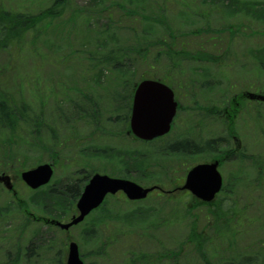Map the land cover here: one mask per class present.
I'll return each instance as SVG.
<instances>
[{"label": "rangeland", "instance_id": "374dc122", "mask_svg": "<svg viewBox=\"0 0 264 264\" xmlns=\"http://www.w3.org/2000/svg\"><path fill=\"white\" fill-rule=\"evenodd\" d=\"M3 1L8 6L20 7L35 13L50 7L52 3V0ZM71 1V8L67 10L66 16L53 22H61L58 28L57 25L56 27L52 25L44 29L43 33L37 37L36 45L28 43L26 48L17 54L19 60H14L13 55L0 50L1 88L16 98L19 92H23L25 98L34 106L39 104L40 98H48L44 108L48 115H51L52 107H64L66 113L70 114L72 104L81 102L80 91L85 90L89 83L99 89L95 90L98 91L96 96L100 95L103 98L104 114L101 112L103 122L98 126L81 119L76 122L73 120L67 122L66 130L57 132L59 141L55 145V140L54 147L48 145L52 140L46 128L41 136L42 142L34 143L33 138H30L27 142L32 144L19 143V146L18 143L15 144V155L13 159L8 160L12 163V168L5 170L0 168V172L7 171L18 191V196H14L4 188V185H0V233H2L0 260L4 258L1 254L2 248L5 247L3 238L12 229V221L15 220V223L19 224L21 218L24 219L27 215L32 222L28 224L26 245L31 244L29 241L34 238L33 241L40 254L37 252L38 259L33 257L30 263L24 260L22 264H58L59 255H63L65 260L70 240L79 244L86 264H145L143 261L136 260L135 255L140 253L152 255L148 264H203V260L191 244L184 247L179 257L169 258V255H164L165 251H178L188 233L190 220L194 217V214L184 215L182 207L176 202L173 210L171 208L173 203L167 201L165 197H182L185 193L177 190L178 186L184 183L188 170L198 163L214 159L215 155L210 156L207 152L188 154L185 151L172 150L170 147L184 140L203 143L202 140L216 139L225 135L223 123L208 116L202 108L205 105L220 103L225 90L231 84L230 81L235 82L240 90H237L238 93L261 91L255 87H249V84L257 81L259 85H264V71L258 69L256 57L252 55L264 46V0H232V2L237 1L239 6L244 1L250 2V7L240 13L231 11L228 7L232 4L230 0ZM149 1L153 4L154 10H159V6L164 7L167 21L164 16H160L169 26V30L177 35V39L184 42L188 49H195L206 43L203 35L208 33L205 32L203 35L193 33L206 23V19L201 15V12L209 7L206 3L213 7V12L208 18L212 28H219L225 23H243L245 29L241 31L242 34L234 37L233 52L230 55L233 59L229 58L226 66L220 69L212 63L186 61L183 64L184 74H178V77L171 79V82L165 79L178 91L177 96L183 105V110L179 112L178 120L167 136L153 141H144L129 132V123H124L123 113L116 110L117 103L111 96L117 88L112 85V81L109 82L108 77L107 79L101 75L102 72L105 73L104 66L96 69L89 80L86 79L85 74L84 76L80 74V69L82 64L87 63L84 61L85 54L91 50H106L120 43L129 46L137 43L144 36V39H154L169 33L170 31L167 30L164 32V27L154 21H147L140 16L129 14V9L148 14L152 5ZM73 8L81 9L82 13L73 12ZM195 9L199 11V15ZM72 12L77 16L74 19L75 24L68 21L70 25L62 26ZM252 30H255L256 34H252ZM222 36L224 40H228L227 34ZM29 41L33 39L29 37ZM218 43L215 47L212 43L208 45L213 48V51L221 53L224 47L219 41ZM33 48L36 50L29 51ZM72 50L73 53H71ZM82 52L85 54H81ZM161 63L159 70L165 69V59H162ZM136 68L137 75H140L144 68L142 66ZM193 79L194 82H192ZM125 88L127 85L123 89ZM118 91L124 94L121 88H118ZM262 93L264 94V91L260 94ZM225 99L228 100L226 96ZM108 101L112 103L114 110ZM234 104L233 107L225 110L222 116L224 121L233 120L236 112ZM256 107L255 102L248 104L247 114L244 115L240 107L238 116L241 115L235 120L234 135L239 138V143H242L250 154L264 152V133L253 121L257 111L261 112ZM218 108L223 110L226 107L222 108L219 104ZM230 142L231 146L237 144L232 138ZM222 147H225V144ZM56 151H61L63 160L59 162L53 160L52 155ZM42 163H54V175L48 185L30 189L20 178L21 173ZM96 171L117 174L115 176L119 177L127 176L131 179L141 178L145 182L139 184L155 185L160 188L153 190L152 195L146 199L134 203L128 201L122 192L115 197H108L105 206L113 213L112 215H118L120 212L121 218L116 217L118 221L106 228L102 235L101 227L98 226L96 236L87 235V231L94 222L100 223L105 218L104 208L92 212L83 223L63 232L57 226L50 228L44 221L35 220L27 212L29 210L36 216L70 221L77 212L78 199L71 208L70 197L67 196L68 191L65 186L72 182L73 185L80 183L84 181L86 175L88 177ZM220 171L228 186V194L222 200L235 201L238 207L244 210L246 219L242 225H238V233L229 248L226 249L229 243L227 239H214L207 244V250L211 255L209 259L213 264H221L226 260L223 259L224 257L229 255L235 257L242 251L243 254H255L257 261L254 264H262L264 173L261 174L258 184V171L248 161L223 163ZM165 191L171 192L164 194ZM225 193L227 192L220 193L219 197L224 196ZM19 197L24 198L23 204ZM137 207L144 209L142 220H147L149 226L148 223L139 218L135 219L134 216H131L129 220L123 219L125 214H129ZM195 212L199 219L198 228L201 230L207 222L205 216L207 207H199ZM170 215L177 216L175 223L165 221ZM163 219L165 224H162ZM141 226H146L148 229L138 230ZM112 233L115 234L113 235L115 238L111 242ZM62 234L65 237L61 238ZM105 240L109 241L106 247L103 246ZM98 250L97 253L93 252ZM221 254H223L221 257L216 258Z\"/></svg>", "mask_w": 264, "mask_h": 264}, {"label": "trees", "instance_id": "16d2710c", "mask_svg": "<svg viewBox=\"0 0 264 264\" xmlns=\"http://www.w3.org/2000/svg\"><path fill=\"white\" fill-rule=\"evenodd\" d=\"M230 1L232 2V0ZM71 2V0H52L50 7L35 13L25 11L20 7L14 8L13 6H8V4H5L3 0H0V50L13 55L14 60H19L17 58V54L25 49L28 43L34 45L37 41V37L43 33L42 31L44 29L51 27L52 25L54 27L57 25L58 28V24L61 22H53L66 16L67 10L71 8ZM236 2H232V4L228 6L232 12L240 13L244 9L250 7V2L248 1L242 2L241 6L237 5L238 2ZM149 4L152 3L149 1ZM206 5H209V7L201 12L202 17L206 19V23L204 26L197 28L196 31L193 32L201 35L205 32L208 33L203 35L206 43L195 49H188L184 42L179 41L177 39L178 36L169 30V26L162 18L164 16L166 20L164 7L159 6V10H154L152 4L148 14L143 13L140 10L137 11L130 9L129 14L132 16H140L141 18L147 19V21H154L164 27V32L167 30L170 31L169 33L161 36L159 35L154 39H144V36L143 39H140L137 43L129 46L120 43L106 50L94 49L87 54L83 52L81 53L86 55V60L84 61L87 63L82 64L80 74L83 76L85 74L87 76V80L91 79V75L96 69H99L102 65L104 66L103 69L105 73L102 72L101 75L106 78L108 77L110 80L109 82L112 81V85L117 88V91H115L111 98L117 103H115L118 108L116 110L123 113L122 120L124 123H128L129 121L133 92L136 84L141 79L156 77L167 79L171 82V79L173 80V78L178 77V74H184L183 64L186 61L212 63L216 64L221 69L229 63V58L233 59L230 57L233 52V39L236 35L242 34L241 31L245 29V26H243V23H225L221 24L219 28H212L209 24L208 18L213 12V7L211 5V8L208 3H206ZM189 6L191 7V5ZM139 8L141 9V6H139ZM125 11L127 10L125 9ZM195 11L198 15L200 14L198 10L195 9ZM73 12L82 13L79 8H73ZM73 12L70 14L67 21L62 23V26L70 25L68 21H71L73 25L75 24L74 19H76L77 16H75ZM160 15H162V17ZM251 33L256 34V31L252 30ZM223 34H227L228 40H224L222 36ZM29 37L32 38L33 41H29ZM218 41L224 47V50L221 53L213 51V48H210V45H208L209 43H212L214 47L215 45L218 46ZM34 50H36V48L29 51ZM73 52L74 51L72 50L71 53ZM252 55L256 57L255 61L258 63V69L264 71V46L257 49ZM162 59H165L166 61V64H164L165 69L159 70V67L162 66ZM137 66H142L144 68L140 75H137ZM176 81H178V79H176ZM179 82L181 83L182 81L180 80ZM192 82H194V79ZM230 83L231 84L225 90L220 103L205 105L202 108L206 111L205 113L208 116H212L216 119V121L223 123L225 135L216 139H201L203 143H192L191 141L184 140L173 144L170 148L175 151H185L188 154L207 152L210 156L215 155L214 158L220 159L221 165L223 163L233 161L239 163H245L248 161L258 171L259 176L257 181L259 184L262 177L261 174L264 173V152L259 154H250L243 146L241 149L237 150L235 146H231L230 144V139L236 132L235 120L241 115L240 114L238 116L240 107L242 108L241 113L244 112L242 114L244 115L247 114L248 104L252 103L248 101H241L243 100L242 95L237 92L239 88L235 82L230 81ZM125 85H127V88L123 89ZM258 85L259 84L256 81L254 83H250L249 87H255L264 91V85ZM86 86L87 87L84 85L85 90L80 91L81 96L79 100H81V102H75L72 104V112H70V114L66 113V108L64 107H52L51 115H48L44 109L47 101L49 100L48 98H40L38 100V106H34L25 98V94L23 92H19L16 98L3 91L0 84V168H12L13 165L12 163H9L8 160L10 158L13 159L15 155V144L18 143V146L19 143L32 144L31 142H27L30 138H33L32 140L34 143L35 141L42 142L43 139L41 136L43 135L44 128L48 129L52 140L48 145L54 147L55 140V145L59 141V134H57V132H59V130H66V123L71 122V120L76 122L81 119L89 124H94L95 126L102 125L103 118L101 114H104L103 98L100 95L96 96L98 91L95 90H99L97 87L91 86L89 83ZM118 88L124 90V94L118 91ZM237 93L239 95H237ZM22 94H24V96ZM235 94L237 95V100H234L235 97L233 96ZM225 96L228 100L225 99ZM108 102L109 105L111 104L113 109L112 103L110 101ZM226 102H229L230 107H233L234 102H236L234 104V110L236 112L233 115L234 118L232 121H224L222 119L224 109L222 110L221 108H218L219 104L222 108L227 107ZM105 108L107 109V106ZM256 108L261 112L257 111V115L253 121L255 122V125L259 127L261 132L264 133V102L257 103ZM236 116L238 117L235 118ZM123 129L124 126L122 130ZM223 144H225V147H222ZM52 158L56 162L63 160L61 151L53 152ZM89 177L90 175L88 177L85 176L86 179H84V181L76 183L75 185H73L72 182L65 186V189L68 191L67 196L70 197L69 206L71 208H73V203L79 198L83 186ZM134 180L141 183L145 182L141 178H134ZM224 191L227 193H225L224 196H221L214 203H206L196 199L187 191H181L185 194L180 198L165 197L167 201L173 203L171 206L172 209L174 208V203L176 202L178 206L182 207L184 215L192 216L194 214V217L190 220L191 222L189 224L188 233L178 251H165L164 255H169V258L179 257L184 247L191 244L203 260V264H213L209 259V256L211 255L207 250V244L213 242L214 239H227L229 243L226 249L232 245V242L238 233V225H242V223L245 222L244 219L246 218L244 216V210L239 208L235 201L226 202L222 200V198L228 194V186H226V184L224 185L221 193ZM161 196L163 197V193ZM23 203L24 201L22 204ZM105 205L106 200L99 208L96 209L100 210L104 208L105 212L103 213H105V218L100 221V223L97 221L94 222L91 228L87 231V235L94 234V236H96L98 234L97 226L101 227L102 235L106 228H109L112 223H116V221H118L116 220V217L119 216V218H121L120 212H118V215H112L113 213ZM202 206L207 207V212L205 214L207 222L200 230L198 228L199 219L195 211ZM21 207L25 208V206ZM143 211L144 209L137 207L130 211L129 214H125L123 219L129 220L131 216H134L135 219L139 218L142 220ZM142 221L148 223L147 225L149 226V222L147 220L143 219ZM165 221L175 223L177 221V216L170 215ZM12 222V229L6 233L3 238L5 247L2 248L3 252L1 254L4 258L0 260V264H22L24 260H26L27 263H30L31 258L36 257L35 259H38L39 250L33 241L34 238H31L29 241L31 244L26 245L28 242L26 241L27 228L28 224L32 221L27 217V215H25L24 219L21 218V223L16 224L15 220ZM162 224H165L164 219L162 220ZM48 227L51 228L54 226L48 225ZM140 229L142 231H146L148 227L141 226L138 230ZM135 230H137V228ZM134 233L136 234L137 232ZM1 234L2 233H0V235ZM113 235L115 234L112 233L111 238L109 237L111 242L113 241V238H115ZM60 237L63 238V236ZM21 238L23 240L20 241ZM108 242V240L103 241V246L106 247ZM38 246L40 247V244ZM261 248L264 249L263 244L261 245ZM62 252L64 254V250ZM93 252L97 253L99 250ZM222 255L223 254L218 255L216 258L221 257ZM135 257L136 260L143 261L145 264H148L152 255L149 253H140L137 256L135 255ZM223 259L226 260L221 264H254L257 261L255 254H243L242 251L238 253V256L232 257L229 255ZM64 261V256L59 255V261L57 263L63 264ZM262 262V264H264V258Z\"/></svg>", "mask_w": 264, "mask_h": 264}, {"label": "water", "instance_id": "95a60500", "mask_svg": "<svg viewBox=\"0 0 264 264\" xmlns=\"http://www.w3.org/2000/svg\"><path fill=\"white\" fill-rule=\"evenodd\" d=\"M251 97L264 99V96L254 94H251ZM177 106L175 93L170 86L156 79L142 80L137 85L133 98L132 132L144 140H152L168 133ZM219 165L218 160L196 164L188 171L181 189L190 190L192 194L205 202L213 201L223 185V175L219 170ZM52 174V165L44 163L22 172V178L31 187L37 188L48 183ZM0 182H4L9 189L13 188L11 177L7 174H0ZM155 188L158 187H144L130 179L95 173L78 199L79 213L68 222L58 220H51V222L67 230L82 222L92 210L103 203L108 194H116L122 190L130 200H140L146 198ZM67 264H84L79 253V246L74 241L69 246Z\"/></svg>", "mask_w": 264, "mask_h": 264}]
</instances>
